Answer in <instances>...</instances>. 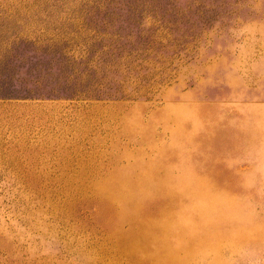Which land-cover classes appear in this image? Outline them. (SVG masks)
Instances as JSON below:
<instances>
[{"label":"rangeland","instance_id":"374dc122","mask_svg":"<svg viewBox=\"0 0 264 264\" xmlns=\"http://www.w3.org/2000/svg\"><path fill=\"white\" fill-rule=\"evenodd\" d=\"M0 264H264V0H0Z\"/></svg>","mask_w":264,"mask_h":264}]
</instances>
